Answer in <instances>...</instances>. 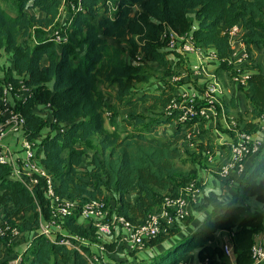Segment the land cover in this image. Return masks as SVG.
<instances>
[{"label": "trees", "instance_id": "trees-1", "mask_svg": "<svg viewBox=\"0 0 264 264\" xmlns=\"http://www.w3.org/2000/svg\"><path fill=\"white\" fill-rule=\"evenodd\" d=\"M63 1L10 0L14 13L0 5V60L4 54L11 59L5 81L0 82V110L3 86L9 83L16 88L21 79L33 92L16 107L24 118L25 139L39 143V165L51 177L55 195L76 203L73 215L64 220L65 231L95 243L93 226L78 219L86 202L102 200L112 212L138 225L148 214L159 211L164 197L178 196L180 188L196 177L192 170L184 173L182 150L188 151L186 133L204 121L191 118L180 122L178 110L167 114L179 85L167 80L174 72L160 33L170 29L184 35L194 27L195 44L213 48L220 68L230 72L227 31L231 27L242 28V39L252 57V49L264 52V0H73L81 10L70 14L68 41L56 44L49 33L58 25ZM122 41L126 46L119 44ZM136 56L141 57L139 63ZM146 67L163 74V89L154 87L157 83L151 81L152 73ZM252 67L255 72L241 90L250 113L261 118L264 74L254 60ZM102 86L114 88L116 105L108 103ZM42 104L49 105L45 109L50 120L36 114L35 107ZM142 106L141 112L134 111ZM111 111L124 113L121 124H117L119 116L105 115ZM107 119L111 129L106 127ZM46 127V137L39 138ZM238 128L251 134L259 126L247 123ZM197 149L200 154L206 151L201 144ZM263 172L264 141L246 161L242 175L222 180L235 187L232 197L219 204L217 197L205 196L208 204L217 203L216 209L200 227L181 235L147 263L179 264L196 251L200 263L230 264L215 243L216 233L225 231L233 234L234 264H264L253 262L250 256L256 237L264 233V213L245 205L248 199L264 205ZM9 175V167L0 164L2 220L18 228L22 241L30 237L21 264H86L90 249L82 247L84 256L34 234L39 219L50 214L44 181L34 186L32 194ZM180 224L161 231L150 245L174 236ZM0 241L6 246L9 243L7 238ZM113 247L106 245L116 260ZM122 261L118 264H146Z\"/></svg>", "mask_w": 264, "mask_h": 264}, {"label": "built area", "instance_id": "built-area-1", "mask_svg": "<svg viewBox=\"0 0 264 264\" xmlns=\"http://www.w3.org/2000/svg\"><path fill=\"white\" fill-rule=\"evenodd\" d=\"M70 7L73 12L81 10L78 4L77 6L71 4ZM193 30L194 27L190 32L178 35L170 29H164L160 33L159 39L164 45V50L170 52V54L190 55L197 58L199 63L194 64L192 67L193 71L198 74L201 71L203 64H201V61L204 59L205 54L204 48L195 44ZM61 31L57 30L53 33L52 39L56 44H63L68 41V28ZM243 34L239 25H235L227 31L231 46V53L228 58V64L231 66L230 80L233 85L244 88L248 77L251 75L248 71H245V68L250 69L253 66V57L247 44L242 39ZM214 56L216 57L215 53ZM139 61H141V57L136 56L135 62L139 63ZM180 77L181 74L180 76H171L168 81L178 86L179 81H182ZM20 80L16 88L9 83L3 86V107L0 110V164L8 166L10 178L18 181L32 194L35 191L34 186L40 180L45 183L44 194L48 201L50 214L47 219H39L37 234L35 235L43 236L51 243H58L73 250H78L83 255L82 247L94 248V253L84 256L86 257V264H97L100 258H103L106 254L105 244L109 243L108 241L111 238H115L117 245L125 247L128 252L139 253L161 231H166L167 228L182 223L190 216L192 202L201 195V191L194 181L188 182L180 188L178 196L164 197L159 211L148 214L143 222L138 225H134L123 216L112 212L104 201L90 200L80 208L78 219L93 226L97 243L90 245V242L86 239L67 234L64 228V220L73 215L76 210V203L55 195L51 177L39 165L40 157L37 156V145L39 143H31L25 139L24 118L16 110V107L9 102L12 94L20 103L25 101L26 97L32 96L33 92L26 88ZM222 93L221 86L214 79L207 81L202 89L191 92L187 90L178 91L166 108L167 114L172 110H178L181 113L180 122L197 118L204 122L215 123L223 115L220 99ZM45 107L49 108V105ZM218 109H220V113ZM105 115L110 116L109 113ZM261 119H264V116ZM230 128L235 131L236 140L230 146L229 159L218 170V176L223 180L233 175H242L248 158L256 154L263 144L261 139L253 138L251 134L241 131L235 124H232ZM259 128L264 129L263 126ZM193 135H195L193 130L188 131L186 133L187 141H191ZM12 138L17 140L15 154H12L10 148L4 145L6 140ZM19 233L18 228L10 226L0 216V240L7 238L9 242L20 237ZM232 236L233 234H229L230 239ZM105 239H108V241L98 242L99 240L103 242ZM222 250L227 258L233 256L231 243L223 244ZM250 256L255 263L264 262V233L251 246ZM12 264H20V260L17 259Z\"/></svg>", "mask_w": 264, "mask_h": 264}, {"label": "crops", "instance_id": "crops-1", "mask_svg": "<svg viewBox=\"0 0 264 264\" xmlns=\"http://www.w3.org/2000/svg\"><path fill=\"white\" fill-rule=\"evenodd\" d=\"M1 1V0H0ZM63 11H65L64 1L60 7V14L59 17L62 16ZM191 15V14H190ZM241 28V27H240ZM242 29V28H241ZM253 53V60L256 63H259L262 66L263 74H264V61L260 62L257 59V56H261L262 59L264 52H259L255 49H252ZM204 59L201 61L202 68L201 71L196 74L193 71V65L199 63V60L195 58L194 56L190 55H179V54H170L167 56V60L170 64L171 70L173 72H177L181 74L182 83L179 84L178 91L187 90L188 92L195 91L202 89L204 84L209 81L210 79L216 80L219 85L222 88V96H221V105L223 108V115L215 122H203L198 123L194 126L193 131L195 132V135L191 137V143L188 142V151L191 153H194L198 157L207 158L206 166L209 167L211 170L212 167H217L216 170L224 164L230 157V153L228 151L229 146L236 140L235 138V131L230 128L232 127V124L237 125L238 127H242L247 123H256L258 126L264 127V119L256 118L254 117L250 111H249V104L245 98L244 92L241 90V87H238L236 85H233L230 80V72L227 70H223L220 68L217 58L214 56V50L213 48H204ZM7 54H4L6 56ZM10 55H8V58L5 57V59L2 60L9 63ZM245 71H248L249 74H252L255 72L253 67H250V69L245 68ZM167 80H170V77L167 78ZM159 85V86H158ZM154 87H160V89H163V86L159 83L156 84ZM104 91V94H106L109 97L108 103L110 105H116L113 101V87L108 88L106 86L101 87ZM106 127L112 128V124L109 123V119L106 120ZM47 134H45L42 138H45ZM253 138H258L264 141V129L261 130L260 128H257V130L253 133H251ZM17 140L15 138L8 139L4 142V145L10 148V151L15 150V145L17 144ZM199 144L202 145V147L206 150L203 153H199L198 149L196 148L199 146ZM187 145V143H186ZM182 148H185L182 146ZM197 170L196 177L198 179H204L205 184L208 185V187L204 188L203 192H201V195L199 198H197L194 202H192L190 215L191 220L188 223H182L179 226V231L174 236L167 238L164 242L158 244V245H146V249L144 248L143 251L139 253H135V255L129 256V252L125 247H121L117 245L115 238H111L110 241L108 239H105L103 242L100 240L98 242L104 243L109 242L105 244L106 245H114L113 249L115 251V254H117L116 261L117 260H123L120 258H126L128 261H141V260H148L149 258H152L153 256H156L160 254L162 250H166L172 246L174 242H176L181 235H185L191 230H194L198 227H200L204 220L216 209L217 203H207L204 201L205 196H215L218 198V203L220 204L224 200L231 198L233 195V192L235 191V187L232 188V183H229L225 185L223 179L219 178V180L212 179L210 182V175L207 173L205 176L204 172H208L209 170H203L201 171L198 167H195ZM264 174V172H263ZM263 176V175H262ZM219 177V176H217ZM239 177L236 175L235 178ZM217 185V191L213 189L210 190L209 185ZM236 186V185H235ZM248 199L245 202V205L248 206L251 209H256L259 211H262L264 213V205L258 203L254 199L251 200ZM254 202V203H253ZM205 204L203 210H196L195 208L201 204ZM1 216V211H0ZM32 235V234H31ZM29 237V236H27ZM33 237V236H32ZM31 237V238H32ZM259 236L256 237V239ZM23 239L18 237L14 238L9 241V245H4L2 241H0V264H12V261L10 259H13L11 255V247L13 248L14 252L17 254H21L23 249L24 241ZM13 243V244H12ZM215 243H217L221 248L223 244L225 243H231V239L229 238V233L225 231H218L216 233V239ZM11 245V246H10ZM23 249V250H21ZM94 248L90 249V253H94ZM195 252V251H194ZM106 254H108V251L106 249ZM225 255V254H224ZM111 257V255H110ZM226 257V256H225ZM234 257V255L232 256ZM227 258V257H226ZM7 260H9L7 262ZM115 260V259H114ZM126 261V260H124ZM6 262V263H5ZM229 262V260H228ZM200 263L197 260L196 255L194 253H190L182 258L179 264H206ZM230 264H234V259L229 262Z\"/></svg>", "mask_w": 264, "mask_h": 264}, {"label": "rangeland", "instance_id": "rangeland-1", "mask_svg": "<svg viewBox=\"0 0 264 264\" xmlns=\"http://www.w3.org/2000/svg\"><path fill=\"white\" fill-rule=\"evenodd\" d=\"M74 5L73 4V0H64V6H65V11H63V14H62V16H60V18L58 19V25L56 26V27H54V28H52L51 29V31H50V33H49V37H51V39L53 38V33L54 32H56L57 30H65V29H67L68 28V26H69V23H70V14L72 13V10H71V7H70V5ZM0 5L3 7V8H7L11 13H14L15 12V6L13 5V3H11L10 2V0H7L6 2L5 1H3V0H1L0 1ZM69 7H70V9H69ZM62 32V31H61ZM31 38L34 40V38L31 36ZM32 40V41H33ZM79 41L78 40H76V43H78ZM119 44H123L124 46H126V42H124V41H122V42H120ZM77 46L79 47V44H77ZM5 57H7L8 58V55H6V56H4V58H2L3 60L5 59ZM9 58H10V56H9ZM263 58H264V55H263ZM257 59L260 61V62H263L264 60L262 59V57L261 56H257ZM2 60V62H1V60H0V82L1 83H3L4 81H5V76H6V73L9 71V67H10V64H11V60H9V63H8V61L7 62H5V61H3ZM128 61V60H127ZM140 62V61H139ZM154 66V65H153ZM146 69L147 70H150L149 68H147L146 67ZM151 73H152V77H151V81L153 82V83H157V84H159L160 82H162L161 80L163 79V74L161 73V72H159V71H156V70H154V67H151ZM176 75H178V76H180V74L179 73H177V72H174V74L173 75H171V76H176ZM20 81H22V80H20ZM23 82V81H22ZM21 83V82H20ZM179 83H182V81L180 80L179 81ZM5 84V83H4ZM162 86H163V84L162 83H160ZM21 85H22V83H21ZM159 86V85H158ZM104 87V86H103ZM9 102L12 104V105H14L15 107H17L19 104H20V102L15 98V96H14V94H12L11 95V99L9 98ZM35 109H36V114H38V115H40L41 117L43 116L44 118H47V120H50L51 118L49 117V113H48V111H47V109H45V107L43 106V104L42 105H38V106H36L35 107ZM142 109H144V107L142 106V107H136L135 109H134V111L135 112H137V113H139V112H141L142 111ZM218 111H219V113H220V109H218ZM119 113V114H118ZM147 112H144L143 114H146ZM110 116H109V118L111 117V114L113 115V116H115V117H118L117 118V124L119 125V124H121L122 123V118H123V115H124V113L123 112H121V111H119V112H114V111H111L110 113ZM148 116L149 117H152L151 116V114H148ZM48 133V129H47V127L42 131V133L40 134V137L39 138H41L42 139V137L45 135V134H47ZM189 143H191V141L189 142ZM16 146L17 145H15V148H16ZM189 146V144H187V147ZM183 149V148H182ZM196 150H197V148H196ZM183 151V156H182V158L183 159H185L186 160V162H185V164H184V166H183V171H184V173H189L191 170H192V172L194 171L195 173H197V170L195 169V167H198L201 171H203L204 169L205 170H209L208 172L206 171V172H204L205 173V176H206V174L208 173L209 175H210V182L212 181V179H215V180H219V177H217L218 176V170H219V168L216 170V168L217 167H212V169L210 170L209 169V167L208 166H206V163H208L207 162V158H203V157H198V156H196V155H193V154H191V152H189V151H186L185 149L184 150H182ZM12 154H15L16 153V151H12L11 152ZM223 165V164H222ZM221 165V166H222ZM84 172V171H83ZM236 177V176H235ZM262 177H264V174H263V176ZM191 181H194V182H196V186H197V188H199L200 189V191L201 192H203V190H204V188H206V187H208V185L207 184H205V181H204V179H198L197 177H193L189 182H191ZM214 186V187H213ZM212 186V184H210L209 185V187H210V190L212 189V187H213V189L214 190H216L217 191V185L215 184V185H213ZM250 200V203L252 202L251 200L252 199H249ZM254 203V202H253ZM80 222H82V221H80ZM37 230V229H36ZM34 234H37V231H35L34 232ZM34 234H32L31 235V237L34 235ZM262 235V234H261ZM95 239H96V243H97V238L95 237ZM29 241H30V237H27L26 239H25V241H24V246H23V249H21V250H23L22 252H21V254H14V255H16L15 257H13V259H10L12 262H14L15 260H17V259H19L20 260V264L23 262V258H25L26 256H25V251L27 250V245H28V243H29ZM89 241V240H88ZM96 243H92V242H90L89 244L90 245H93V244H96ZM13 244V243H12ZM146 249V248H145ZM194 253V255H196V251L195 252H193ZM129 256H131L132 254H130V252H129V254H128ZM133 255H135V253L133 252ZM132 257V256H131ZM119 259H123V260H126V262H128V263H132V261H128V259H126V258H120L119 257ZM151 258H149L148 260H141V261H135V262H133V263H140V262H145L146 264H148L147 263V261H149ZM234 259V257H231V258H227V260H229V262H231L232 260ZM9 260H7V262H8ZM122 262H124L125 263V261H122ZM6 263V262H5ZM7 264V263H6ZM97 264H118V260L116 261V260H113L111 257H110V253H108V254H105L104 255V257L103 258H100V260H99V263H97ZM142 264H144V263H142Z\"/></svg>", "mask_w": 264, "mask_h": 264}]
</instances>
